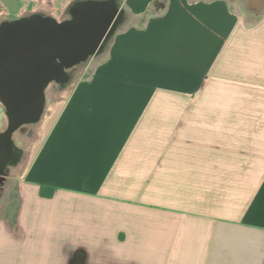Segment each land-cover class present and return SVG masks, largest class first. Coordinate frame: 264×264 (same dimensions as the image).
Returning <instances> with one entry per match:
<instances>
[{
  "label": "crops",
  "instance_id": "1",
  "mask_svg": "<svg viewBox=\"0 0 264 264\" xmlns=\"http://www.w3.org/2000/svg\"><path fill=\"white\" fill-rule=\"evenodd\" d=\"M78 1L0 0V25L64 22ZM112 1L96 95L64 113L15 221L1 213L0 264H264V0L248 18L231 0Z\"/></svg>",
  "mask_w": 264,
  "mask_h": 264
},
{
  "label": "water",
  "instance_id": "2",
  "mask_svg": "<svg viewBox=\"0 0 264 264\" xmlns=\"http://www.w3.org/2000/svg\"><path fill=\"white\" fill-rule=\"evenodd\" d=\"M71 14L66 22L35 13L0 25V98L13 106L29 100L27 120L41 119L52 79L67 83L68 69L98 53L119 7L112 0H83L72 6ZM22 121L15 119L16 124Z\"/></svg>",
  "mask_w": 264,
  "mask_h": 264
},
{
  "label": "rangeland",
  "instance_id": "3",
  "mask_svg": "<svg viewBox=\"0 0 264 264\" xmlns=\"http://www.w3.org/2000/svg\"><path fill=\"white\" fill-rule=\"evenodd\" d=\"M231 8L240 13L244 17H249L251 14L249 0H231ZM248 23H254L256 18L247 19ZM127 22V21H126ZM121 29V28H119ZM110 41L105 44L104 51L100 54L91 56L87 61L67 70L69 76L68 82L65 83L64 88L54 86V83H49L45 90V98L47 99L46 110L41 117V122L38 126L29 129L27 133H20L19 130L15 131L13 137V144L15 147L23 149L25 152L24 162L18 170H13V185L6 190L5 201H0V215L3 217H13L15 221L18 209L21 203V196L24 191L25 184L31 183L32 174L37 171L39 167L35 168L44 146L51 139H57V136L52 134L62 133L64 121V113H73L77 111L75 104L77 98H88L95 96V88H92V81L96 79V71L100 64H103L108 55L107 48ZM82 103L81 110H89V100ZM72 122V121H71ZM4 123V117L0 107V129ZM67 127L69 125L66 124ZM39 172V171H38ZM40 173V172H39ZM43 179V176L40 177ZM7 204V205H6ZM5 205V209L1 208ZM11 214H8L9 208ZM5 212V213H4ZM7 212V213H6ZM14 224V223H13Z\"/></svg>",
  "mask_w": 264,
  "mask_h": 264
},
{
  "label": "flooded vegetation",
  "instance_id": "4",
  "mask_svg": "<svg viewBox=\"0 0 264 264\" xmlns=\"http://www.w3.org/2000/svg\"><path fill=\"white\" fill-rule=\"evenodd\" d=\"M122 18L123 16L119 13L117 20ZM50 83H54V86L60 88L65 87V82L60 77L52 79ZM29 104H31L29 100L17 101L14 104V108L13 101L9 104L0 98V107L4 117V123L0 129V201L3 202L5 201L6 190L13 185V170L19 169L24 162L25 156L24 150L15 147L13 144L14 133L18 130L21 134L27 133L29 129L38 126L41 122V119L38 121L26 119L29 115L27 111ZM16 118H20L23 121L16 124ZM1 208L5 209V205H1ZM7 208L12 209L13 207Z\"/></svg>",
  "mask_w": 264,
  "mask_h": 264
},
{
  "label": "trees",
  "instance_id": "5",
  "mask_svg": "<svg viewBox=\"0 0 264 264\" xmlns=\"http://www.w3.org/2000/svg\"><path fill=\"white\" fill-rule=\"evenodd\" d=\"M72 6H73V5H70L69 8H68V14H69V17H70V18H69L68 20H66V21H70V20H72V18H73V17H72V14H71ZM121 15L123 16V18L120 19V20H117V19H116L115 23L113 24L111 30L109 31V33H108V35H107V37H106V39L104 40V43H103L102 46L100 47V49H99V51H98V54H100V53H102V52L104 51L105 44L111 40V38H112V37L114 36V34L116 33L117 29L123 24V22H124V14L121 13ZM66 21H64V22H66ZM41 194H42V192H41Z\"/></svg>",
  "mask_w": 264,
  "mask_h": 264
}]
</instances>
